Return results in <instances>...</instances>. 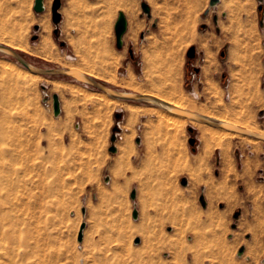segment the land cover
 <instances>
[{
    "label": "rangeland",
    "instance_id": "rangeland-1",
    "mask_svg": "<svg viewBox=\"0 0 264 264\" xmlns=\"http://www.w3.org/2000/svg\"><path fill=\"white\" fill-rule=\"evenodd\" d=\"M34 2L1 0L2 16L26 23L34 49L44 32L40 19L49 16L53 51L62 60L18 49L34 64L93 69L98 80L127 91L128 80L152 90L149 68L171 65L187 100L236 122L250 120L264 132L260 0L207 2L197 17L169 18L158 48L144 49L150 60L133 68L124 66L123 47H117L120 0H70L72 22L62 18L58 34L53 0H45L41 13ZM190 46L197 49L193 58ZM8 59L0 53V62ZM55 78L64 83L61 91L48 83ZM19 87L0 77V264H264L263 139L233 131L226 162L221 146L205 152L201 129L189 119L172 131L155 113L142 112L129 125L125 107L104 110L103 91L71 77L41 74L26 90Z\"/></svg>",
    "mask_w": 264,
    "mask_h": 264
},
{
    "label": "bare ground",
    "instance_id": "bare-ground-1",
    "mask_svg": "<svg viewBox=\"0 0 264 264\" xmlns=\"http://www.w3.org/2000/svg\"><path fill=\"white\" fill-rule=\"evenodd\" d=\"M1 5H3V4L1 3V0H0V42L1 43H4L5 45H7L9 47H13L15 49H19V50H22L25 52L28 51L30 53H34L36 55H42L45 58H48V59L50 58L52 60H57V61L61 62V60H62L61 55L58 54L57 51H55V52L53 51L55 43L53 42L51 35H50L51 25L49 23V18H48L49 16H43L40 19V25L43 27L44 32L42 33V35L40 37V42L36 46V49H34L30 46L29 41H27L28 27L26 26V23L25 24L22 23L20 20H18L15 17V15L13 16V18L11 15L10 16H6V15L2 16ZM249 34H250V32H249ZM64 67L65 68L66 67L67 68H70V67L77 68L81 72H85L94 78L97 77L96 74L92 73L93 69L90 72L87 70V68H83V67H79V66H75V65H71V64L69 66H64ZM149 70H150V73H147V78H148V80H150V83L153 86L152 90L147 91V90L141 89L140 87L135 86L133 81H129V80L127 82V87L129 86L133 91L138 92V93H148V94L154 95L156 97L158 96V97L162 98L164 101L169 102L170 104H174V105H176L180 108H183V109H188V110L194 111L200 115L203 114L207 117H210L212 119H217V120L226 122L228 124L231 123V124L243 127V128L245 127V128H247L253 132H256L257 134H259V133L264 134V132H262L261 130H258L252 124V122L250 120L244 119L241 121L238 120L236 122V121H233L231 119H227L226 118L227 116H224L222 114H219L216 112H211V111L208 112L207 109H205L203 107L202 108L198 107L197 104L194 103V101L190 102L189 100H187L185 94L178 90V88H180V83H179V79H178L179 75H177V72H176L177 70H175L171 65L170 66H163L160 69L157 68L155 71L154 70L152 71L150 68H149ZM0 71H1L0 77H2L4 79L8 78L11 80L12 79L15 80V82H17L20 85V87H24L25 90H26V88H28V86L37 82V80L40 78V75L38 73L31 71L27 67L26 68L24 66L22 67V65L19 62H16V60H13V59L12 60L8 59L6 62L1 61L0 62ZM108 79L110 80L111 78L108 77ZM111 80H113V79H111ZM48 83L51 85V88L54 91H61L65 87L64 83L60 79H57V78L49 80ZM164 89L165 90L167 89L166 90V92H168L167 95L161 94L162 90H164ZM21 92H22V90H21ZM76 92H78V91H76ZM83 94H84V92H83ZM101 96L103 98V102L101 103V105L104 107V110H105V108L108 110H111L112 108H114L117 105L123 106L128 110L129 115H130L129 120H128L129 125H132V122H134V120H136V118L140 114H142V112H144V113H147V112L155 113L158 116L159 125H161V126L164 125L163 127H165V126H168L169 128L171 127V129H172V126H175L176 129L180 130L179 128L183 127L182 122H186V120L189 119V121L194 126L200 127V129H201V136L204 138V142H205V147H204L205 152L211 151L210 149L212 146H215V147L221 146L222 149H224L223 158L225 159V161L229 162L231 160V157L229 154L230 143H229L228 137L230 136V134L233 133V131H235V130H232L231 128L228 129L227 127H224L222 125L214 126V125H211V124L203 122V121L199 122V121L191 119L187 116H184V114H182V113H176L173 109L169 110L167 108H163L160 106L152 107L153 109H147L144 106L143 107L139 106V105H137L133 102H130V101H128L127 103H123L119 98H117L115 96L113 97L112 95L108 94L105 91L102 92ZM172 115H174L175 117H173ZM167 116H169V118L167 119V121H164V118H166ZM150 127H152V126H150ZM163 127H160V128H163ZM157 129H159V128L156 127V130ZM172 131H174V130L172 129ZM176 131L177 130H175V132ZM175 132H174V135H176ZM177 133H178V131H177ZM172 137L173 136L171 135V138ZM252 137H254V136H252ZM254 138H257V137H254ZM172 140H174V138Z\"/></svg>",
    "mask_w": 264,
    "mask_h": 264
},
{
    "label": "water",
    "instance_id": "water-1",
    "mask_svg": "<svg viewBox=\"0 0 264 264\" xmlns=\"http://www.w3.org/2000/svg\"><path fill=\"white\" fill-rule=\"evenodd\" d=\"M45 0H35L34 2V6L33 9L35 12L37 13H41L44 12L45 10ZM219 0H211L210 1V5L212 6L213 4L217 3ZM62 6V0H53V4L51 7V11H52V22L57 25L56 28L54 29V33L58 34L59 33V23L62 20V13L61 11H59L60 7ZM142 8H144V10L149 13L150 9L148 8V6L146 5V3H142ZM264 5L261 4V0H260V5H259V10H263ZM115 33H116V38H117V47L118 48H122L123 47V37L122 35L126 32L128 23H127V19L126 16L124 15L123 12H119V15L115 21ZM36 30H39L40 26L38 24L34 25ZM33 40L38 39V35H34L32 37ZM65 42H61V45H64ZM0 53L4 54L5 56H8L10 58H13L14 60H16L17 62H19L22 66H24L25 68L27 67L28 69H30L31 71L38 73V74H44V75H49V76H55V75H59V76H65L68 78H73L78 82L81 83H86L88 85H91L92 87L96 88V89H100L101 91H105L108 94L112 95L113 97H117L119 99L122 100H126V101H136V102H146V103H150L153 104L155 106H160L163 108H167L169 110H174L176 113H182L184 114V116H187L191 119H194L196 121H203L206 123H209L211 125H222L224 127H227L228 129H232L238 132H241L243 134H248V135H252L254 137L257 138H261L264 140V134H257L256 132H253L247 128H243L234 124H228L226 122L217 120V119H212L210 117H207L203 114H198L194 111L188 110V109H183L180 108L174 104H170L169 102L164 101L162 98L160 97H156L154 95L148 94V93H138L132 90H122V89H118L115 87H111L110 85H108L107 83H105L104 81L98 80L92 76H90L89 74L85 73V72H81L80 70H78L77 68H65V67H59V66H55L54 68H48V67H43V66H38L36 64H34L33 62H31L30 60H28L27 57H25L24 55L21 54V52H19L18 49H15L13 47H9L3 43H0ZM225 52H222V55H224ZM197 55V49L195 46H190L188 48V52H187V56L190 58H193ZM43 89H47V87L45 85L42 86ZM53 97V112L55 114V116L57 117L60 113H61V98L59 97L58 93H54L52 94ZM47 99V98H46ZM190 130H193V126L189 127ZM111 140L113 143H115L116 141V133H113L111 136ZM141 139L138 138L137 142L140 143ZM196 137L192 136L189 139V142L192 146H194L196 144ZM195 149V147L193 148V150ZM109 151L112 153H115L117 151V146L116 145H112L109 147ZM182 184L187 185L188 184V180L186 178L182 179ZM130 196H132L133 199L136 198V191L133 190L131 191ZM201 203L204 206H206V200L204 198V195L201 196L200 198ZM133 216L135 218L138 217V213L139 211L137 209H133ZM240 214L239 211H237L234 216L238 217ZM236 224H233V227H235ZM85 223L81 224V229L79 231L78 234V240H82L83 238V232L85 229ZM141 241L140 237H136L135 238V242L139 243ZM244 252L243 248L240 249V254H242Z\"/></svg>",
    "mask_w": 264,
    "mask_h": 264
},
{
    "label": "crops",
    "instance_id": "crops-1",
    "mask_svg": "<svg viewBox=\"0 0 264 264\" xmlns=\"http://www.w3.org/2000/svg\"><path fill=\"white\" fill-rule=\"evenodd\" d=\"M211 0H120V9L127 19V29L122 35L124 66H141L150 60L146 57V50H154L159 45V32H163L169 18H183L198 16ZM45 6L46 2L44 1ZM146 3L150 9L147 13L142 8ZM131 4V6H130ZM133 6V7H132ZM70 0H62L60 11L64 23L72 22L70 16ZM164 26V27H163ZM158 60V58H157ZM156 61V59H155ZM148 67H151L148 65Z\"/></svg>",
    "mask_w": 264,
    "mask_h": 264
},
{
    "label": "flooded vegetation",
    "instance_id": "flooded-vegetation-1",
    "mask_svg": "<svg viewBox=\"0 0 264 264\" xmlns=\"http://www.w3.org/2000/svg\"><path fill=\"white\" fill-rule=\"evenodd\" d=\"M196 71H198V69L196 70ZM192 131V134H194V131L193 130H191ZM194 136V135H193ZM195 137V136H194ZM196 143H197V141H196Z\"/></svg>",
    "mask_w": 264,
    "mask_h": 264
},
{
    "label": "trees",
    "instance_id": "trees-1",
    "mask_svg": "<svg viewBox=\"0 0 264 264\" xmlns=\"http://www.w3.org/2000/svg\"><path fill=\"white\" fill-rule=\"evenodd\" d=\"M193 131H194V129H193Z\"/></svg>",
    "mask_w": 264,
    "mask_h": 264
}]
</instances>
